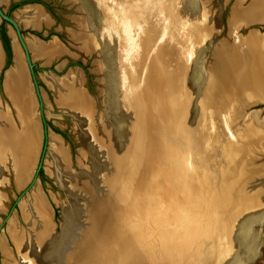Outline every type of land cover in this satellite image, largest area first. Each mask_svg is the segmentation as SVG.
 Wrapping results in <instances>:
<instances>
[{
    "label": "bare ground",
    "instance_id": "6f19581e",
    "mask_svg": "<svg viewBox=\"0 0 264 264\" xmlns=\"http://www.w3.org/2000/svg\"><path fill=\"white\" fill-rule=\"evenodd\" d=\"M91 1L93 2L94 13L92 12L93 14L89 21L86 22L88 24H85L84 28L92 30L93 28L94 30L101 28L100 31L103 30L106 34L109 28L111 36L108 38V41L112 42L116 36L120 40L122 39L120 45L126 50H129V43L133 41L134 53L130 54V60L135 56L137 58L141 54L139 44L137 43V37L140 35L137 36V34L143 28L144 24L140 23V19H143L144 16L148 20H153L150 22L154 23L155 39L169 42L170 47L168 50L172 57L177 42L175 28L178 25L183 24L187 28L202 29L204 41L201 44L202 48L200 50L199 46L194 48L189 43L188 36L183 39L186 42L184 43L185 45L183 44L182 51L189 55L194 52L197 56L199 52L204 51V47H207V43L210 42L209 40L217 28V18L210 14L206 0ZM238 1L232 10L230 29L235 31L241 24L253 25L264 22V0H253L247 8L242 7V5L240 6L242 0ZM7 2L8 0H0L1 4ZM84 2L86 4L91 3L89 0H84ZM159 2L165 3L162 10L160 7L157 8ZM17 14L19 21L26 27L40 29L41 23H45L48 26L52 21L39 5H29ZM103 16L108 20V28L104 24ZM14 31H12L15 53L14 65L6 72L4 87L17 111L22 128L16 129L11 123L10 118L0 109V162L3 157L10 156L9 153L5 154V148L8 147L12 152L13 166L17 170L18 184L21 187L29 181L32 167L35 164L39 147L40 128L35 116L36 112L34 111V97L27 83L24 50ZM103 32L101 33L103 34ZM178 34L181 35L179 32ZM26 41L35 57H43L49 60L55 55H61L65 50L57 38L47 43L36 36H32V38H26ZM263 43L264 33H260L259 31L250 32L245 38L239 39V44L234 45L233 48H225L217 53V68L209 76L207 73H202L200 68H197L193 72L190 70L189 73H180L178 65L174 66L175 68L172 67L173 70L169 71V73H160L157 69L142 73L140 69L141 65L138 61L136 64L140 69L136 73L138 77L135 74L133 76L126 75L125 78L120 79L115 84L110 80L112 77L108 78L105 89L110 92L112 98L108 111L102 117L96 114L97 111L95 112L93 100L84 88L81 81L82 76L79 73L72 74V79L70 80L67 78L47 77V82L54 92L62 112L73 115L75 126L82 140L86 142L91 141L90 147L92 153L80 161L81 172L73 173L68 164V150L64 146L62 137L54 131L50 132L48 149L49 154H52L54 157V162L48 160L47 169L62 185L70 190L71 196L75 195L77 198L75 199L74 208H71V210L69 208L65 209L64 241L54 248L56 245H53L51 242V237L43 239L42 237H37V239L33 237V241H28L22 247L24 263H59L62 253L61 247L73 239L75 230L83 224L82 216L86 213L90 197L92 195L95 196L96 193L99 194L102 190V178L105 175L107 166L106 156L108 154V147L112 146L118 139L128 136L139 114L144 131L148 134L158 135L160 117L166 120L167 124L174 125V111L177 110L179 112L181 110L182 112L184 107H188V91L193 96L196 92L200 94L196 109L193 108L189 112L193 117H190L188 128L192 129L195 140L202 133L198 136L199 121L201 119L208 121L206 125L207 129L211 128L212 125L215 128L216 120L220 118L221 113L223 114L224 124L229 132L226 133L222 130L220 126L221 121H219L217 130H215L217 136H208L206 148L211 153L208 155L211 156H213L215 147L223 151L222 161H217L213 156L217 165L239 169H234L235 171L233 170V172L237 173L239 171L240 173L238 172L237 174H240L242 179L240 180L242 181V215L244 218L241 224V264L259 255L258 249L264 240V233L260 234L253 227L256 223L262 224L264 222V125L256 113L246 114L245 116L243 114L245 113L244 108L264 101V61L260 56ZM176 58L174 59L175 61ZM3 61L4 52L0 45V67L3 66ZM167 61L164 62L167 63ZM100 63L102 68L107 64L104 62ZM172 63L174 64V62ZM135 78H137V84L135 83ZM179 83L181 88L180 94L177 90ZM239 120L244 121L242 127L238 125ZM234 142L238 144V148H235ZM194 144L196 148V142ZM214 152L216 153V150ZM224 161L225 164H223ZM215 162L214 165H216ZM188 164L190 163L188 162ZM189 168L191 167L189 166ZM204 177L206 178L205 175ZM236 179H238V176ZM64 186L61 187L64 188ZM33 189V192L30 195L28 194L30 196H28V200L25 199L22 203L27 207L30 218L39 224L37 226V232L39 233L40 230L47 229L43 220L48 221L50 211L37 183ZM79 196H81L82 201L79 200ZM249 208L252 209L250 212H248ZM75 217V226L71 232L70 221L72 225ZM10 221L9 232L12 233L15 221ZM126 225L127 221L125 222ZM172 240L173 242L168 250L170 253L168 255L164 254L160 263H154L155 261L149 260L148 264H166L168 259L170 260V264H179L181 254L179 249L181 244L184 243L185 238L183 236H175ZM2 251L4 261H7L9 254L5 250Z\"/></svg>",
    "mask_w": 264,
    "mask_h": 264
},
{
    "label": "rangeland",
    "instance_id": "374dc122",
    "mask_svg": "<svg viewBox=\"0 0 264 264\" xmlns=\"http://www.w3.org/2000/svg\"><path fill=\"white\" fill-rule=\"evenodd\" d=\"M19 1H23V0H19ZM39 1L45 3L46 5H51L56 15L60 17L61 22L57 21L58 22L57 23L56 19L52 17L53 15L48 11L47 8L44 7L46 14H48L50 18H53L51 19L52 21L50 25L46 26L47 24L45 25L43 23L42 24L43 28L41 26L42 29L41 28L38 29L33 27H26L23 23L20 22V26L22 28V32L25 38H32V36H36L40 38L42 41L47 43H50L57 38L65 49L61 53V55L60 54L55 55L53 58H50L49 60L43 57H37V56L35 57L32 51L31 54L33 56V59L35 60V63L37 64L36 72L41 86L43 99L45 105L47 106L45 108V113L49 128L51 129V131H54L55 133L59 134L62 137L64 146L66 150H68L67 151L68 164L73 173L81 172L80 161L84 158V156L90 155L91 141L86 142L85 140L80 139L79 132L76 130L74 126L73 115H71L70 113L62 112V109L57 103L55 94L52 91L51 87L49 86V83L47 82V77L48 78L57 77L60 79L67 78L70 80L72 79V74L79 73L82 76L81 81L84 88L92 97L94 104H96L98 116L102 117L103 114H105V112L108 111L112 98L110 92L105 89L107 87L106 84L108 82V78L110 79L112 77L110 80L113 81L115 84V82H118L120 79L125 78L126 75L129 76L131 75L133 76L134 74L136 75V73L140 69L142 73L144 71L150 72L153 71L154 69H157L160 73H169V71H172L173 68H175L174 66L176 65L179 66L180 73L182 72L189 73L190 70L191 72H193L197 68L198 69L200 68L202 73L203 72L207 73L209 76L210 74H213L211 72L213 70H216L217 68L218 60L216 55L219 51L225 48H233L234 45L239 44V39L245 38L252 31H259L260 33H264V22L261 24H253V25L241 24L240 27L235 31H233V29H230L231 28L230 17L232 15V10L234 6L239 2L238 0H206L210 9V14L217 18V28L212 38L209 40L210 42L207 43L208 44L207 47H204L203 52H199L200 56L199 53L197 56V54H195L194 52L193 54L190 55L185 54V52L182 51V47L185 45L184 43L186 42L183 41V39L188 36L189 43H191L194 48L199 46V50H200L202 48L201 44H203L204 41V35H203L204 33H202L203 32L202 29L199 28L191 29V28H187V26L183 24L178 25V27L175 28L177 42L175 44L176 46L174 45L175 51L173 52L172 54L173 57H172L171 53H169L168 50V48L170 47L169 42L164 40L158 41L157 38L155 39L156 35H154L155 34L154 23L150 22L153 20H148L144 16L143 19H140V23L144 24L142 30L140 31L141 34L140 33L137 34V36L140 35L137 37L138 38L137 43L139 44V49L141 50V54H139L137 58L135 56L133 59L130 60V54L134 53V42L130 41L129 50H126L123 46L120 45L121 44L120 41H122V39L120 40V38L115 36L112 42L110 40L108 41V38L111 36V32L108 28L107 18H104L103 16L104 24L108 28L107 31L108 37L107 34L103 32V30L100 31L101 28L95 30L93 27H92L93 30L84 28L88 24L86 22L89 21L91 15L94 13L93 11L94 8L92 5L93 2L91 0H89L91 2L90 4H86L84 0H39ZM252 1L253 0H242L240 6L242 5V7L247 8ZM13 2H15V0H8L7 3L4 4L0 3V4L9 15L13 17H17L18 15L17 13H19L18 9L24 10L26 7L17 8L11 11V6ZM42 3H37V4L42 5ZM164 4L159 2L157 4V8L160 7V9L162 10ZM2 23L3 21L0 18V26L2 25ZM6 27H7L8 35L11 38V45H12L13 58H14V44H13V36H12L13 34L12 31L14 29L9 24H6ZM34 31H38L39 33H41V36L35 34ZM101 32H103V34ZM178 32L181 33V35H179ZM147 40L149 41V44ZM151 42H153V44H151ZM0 45L2 46L4 52V61H3L4 64L3 66H1L2 68L0 67L1 68L0 80H2V87L0 81V109L3 112H5V114L10 118L11 123L15 125V128L20 129L22 128L21 126L22 123L11 101V98L9 97V95H7L4 87L6 72L7 70H9V68H11L14 65V61H12L11 66L3 73V70L6 66L7 55L3 47V42L1 38H0ZM85 46H87L88 48ZM260 56L261 59L264 61V43L262 49L260 50ZM24 57H25V53H24ZM175 58L176 61L174 60ZM24 59L26 63L27 83L29 84V87L32 91V95L34 97V111L36 112L35 116L37 118V123L39 122L38 123L40 128V133H39L40 136L38 138L39 147L37 150L38 154L36 155L35 164L32 167V177L28 179L29 181L27 180L28 182L22 188H18L16 184V170L12 162L13 156L11 150L8 147L5 148V154L9 153L10 156L3 157V159L0 162V195L2 197V201L0 205V264H25L22 257V247L25 245V243H27L28 241H33L34 239H37V237H42V239L51 237V242L53 243V245H56L54 248L58 247L60 243L64 241L63 232H64V225L66 224V223L64 224V216H63V212L65 211L64 209L69 208V210H71V208H74V204L76 201L75 199L77 198L75 195L71 196L70 190L67 189L64 185H62V183L47 169L48 167L47 161L54 160V157L52 156V154H49V150H48L45 155V160H44L45 162L43 168L46 178L38 177L37 180V182L40 185L41 192H43L44 196L46 197V201L48 203V207L50 211L47 221L49 223L41 219L45 222L47 229L44 230L42 229L39 231V233L37 232L38 230L37 226L39 224H37V221L30 218V214L28 213L27 207H25L23 205L24 203H22L24 202L22 199L27 198L28 194L32 193L33 191L35 184L31 187L30 185L32 184L34 177L36 175L44 147V140H45L43 121L40 113L39 99L26 61V57ZM138 61L140 62L141 65L140 69L136 65ZM164 61H167V63ZM100 62H104L107 64L105 65V67L102 68L100 66L101 64ZM172 62H174V64ZM192 64L194 65L192 66ZM136 76L138 77V75ZM136 82H138L137 78H135V83ZM177 90L180 94L181 93L180 83L178 85ZM190 94L191 93L188 91L187 92L188 113L190 112L191 109L193 108L196 109L199 101L198 99L200 98V94L197 92L194 94V96ZM244 112H245L243 114L244 116L246 114L249 115L252 113H256L264 125V101L244 108ZM189 115L190 116H188L187 118H189L190 121V117H193V115H191V113ZM223 119L224 117L223 114L221 113L220 118L216 120L217 122H215L216 127L214 128L212 125V127L209 129H207L206 126L208 123L207 120L201 119L199 121L198 136H200L201 132L203 137L205 135L203 142H205V140L207 141L208 136L216 135L215 130H217L218 123H220L219 121H221L220 126L222 130L225 131L226 133L229 132L226 129L227 128L226 125L223 124L224 122ZM238 125L239 127H242L244 125V121L239 120ZM57 131H61L65 133L66 137H64L61 133H58ZM176 138H177V142L180 143L181 141V144L184 147L185 144L184 136H182L181 133H178V135H176ZM234 144L236 145L235 148H238L237 146L238 144L236 142H234ZM216 148L217 147H215L214 149V151L216 150V153L213 151V156L214 158H216L217 161L220 160L222 161L221 157L223 156V151L220 148H217L218 150ZM220 153L222 154L220 155ZM223 164H225V161L223 162ZM198 177L200 178L203 177L202 173H200V175L196 177L195 181H193L196 185H198L197 184L198 182L200 183ZM61 186L62 187L64 186V188H62ZM79 197H80L79 200L82 201L81 196ZM119 206L120 205L117 204V206H115L117 208L115 209H118ZM251 208L248 209V212L252 210ZM24 211L27 213H25ZM30 219L32 220L30 221ZM10 220L15 221L14 231L12 233L9 232V224L11 222ZM107 220H110V217H108ZM75 221H76V217L72 225L70 221L71 232H72V228H74L75 226L74 225ZM101 222L102 224L106 223L108 225L107 221H105L104 219L101 220ZM105 228L107 227L105 226ZM102 229L103 226L100 228V231L98 232L99 234H101ZM253 229L258 230L260 234L264 233V222L262 224H258V223L254 224ZM107 233L108 232L106 231L104 234H102V239L106 238L105 236L107 235ZM2 250H5L9 254V259L7 261H4ZM258 250H259V255H257L255 258L249 261L243 262L242 264H264V240L260 244ZM138 257L140 260L142 259L141 255H139ZM197 262L198 260L196 261V264H198ZM180 264H182V262Z\"/></svg>",
    "mask_w": 264,
    "mask_h": 264
},
{
    "label": "crops",
    "instance_id": "0c3cea01",
    "mask_svg": "<svg viewBox=\"0 0 264 264\" xmlns=\"http://www.w3.org/2000/svg\"><path fill=\"white\" fill-rule=\"evenodd\" d=\"M94 107L96 112V104ZM174 112L172 126L159 118L158 135L144 131L139 114L128 136L108 147L102 190L90 197L83 224L61 247L58 264H124L126 260L129 264H148L149 260L160 263L164 254L170 253L175 236L185 238L179 249L182 264H196L197 260L198 264H241L243 202L239 169L217 165L208 155L205 135L195 140L188 128L187 106L182 112ZM178 133L184 136V147L177 142ZM79 137L82 139L80 133ZM200 173L203 177H198L200 183L196 185L193 181ZM16 184L23 187L18 184L17 170ZM1 200L0 195V205ZM117 204L120 206L115 209ZM63 216L65 224V211ZM103 219L108 225L102 224ZM100 225L101 234L97 232ZM126 249L128 254L124 255ZM134 251H141V260ZM166 264H170L169 259Z\"/></svg>",
    "mask_w": 264,
    "mask_h": 264
},
{
    "label": "water",
    "instance_id": "95a60500",
    "mask_svg": "<svg viewBox=\"0 0 264 264\" xmlns=\"http://www.w3.org/2000/svg\"><path fill=\"white\" fill-rule=\"evenodd\" d=\"M29 5H39V6H41L44 9V7L42 5L37 4V3L26 4L23 7L25 8V7L29 6ZM0 18H1L2 21H6L15 30V32L17 34L18 40L21 43V46H22V48L24 50L26 61H27V64H28V67H29V70H30V73H31V76H32V79H33V83H34V86H35V90H36V93H37V96H38V99H39L40 113H41V117H42V121H43L45 140H44V147H43L41 159L39 161L38 169H37L36 175L34 177V180H33L32 184L30 185V187H31L37 182L38 173L40 172V170L44 168L45 155H46V152L49 150L48 149L49 148L48 143H49V134L51 132V129L49 128L47 117H46V113H45V108L47 106L45 105V102H44V99H43V95H42V92H41V86H40L39 79H38L37 72H36L37 64L35 63V60L33 59V56L31 54V51H30L29 46L27 44L26 38L23 35L19 19L17 17H13V16L9 15L6 12V10L2 7L1 4H0ZM14 57H15V53H14ZM13 61H14V58H13ZM115 219H116V223H117V221H118L117 217ZM102 226L100 225L98 227V231L97 232L100 231V228ZM133 253H134V256H136V255L140 254L141 251L140 252H138V251L135 252L134 251ZM126 254H128L127 249H126L124 255H126ZM138 259H139V257H138ZM124 264H129V263L126 260L124 262Z\"/></svg>",
    "mask_w": 264,
    "mask_h": 264
},
{
    "label": "trees",
    "instance_id": "16d2710c",
    "mask_svg": "<svg viewBox=\"0 0 264 264\" xmlns=\"http://www.w3.org/2000/svg\"><path fill=\"white\" fill-rule=\"evenodd\" d=\"M30 3H42L39 0H23V1H19V2H13L12 6H11V11L17 9V8H21L26 4H30ZM48 10L49 12H51L56 18H58V22H61V19L59 16L56 15V13L53 10V7L51 5H48ZM6 24H8L6 21H3L2 25L0 26V38L3 42V47L5 49L6 55H7V61H6V66L3 70V73L11 66L12 61H13V50H12V45H11V38L8 35V31H7V27ZM35 34L41 36V33H39L38 31H34ZM1 81V87H2V80ZM58 133H61L64 137H66L65 133L61 132V131H57ZM40 177L42 178H46L43 169L40 170L39 172Z\"/></svg>",
    "mask_w": 264,
    "mask_h": 264
},
{
    "label": "flooded vegetation",
    "instance_id": "af4514ba",
    "mask_svg": "<svg viewBox=\"0 0 264 264\" xmlns=\"http://www.w3.org/2000/svg\"><path fill=\"white\" fill-rule=\"evenodd\" d=\"M16 2V1H15ZM19 2V1H18ZM31 4V3H30ZM42 5H43V7H45V8H47L48 7V5H46L45 3H42ZM48 9V8H47ZM46 9V10H47ZM49 11V10H48ZM51 13V12H50ZM52 14V13H51ZM53 15V14H52ZM52 17H54V19H56V22L58 21V18H56L54 15L52 16ZM58 23V22H57ZM38 177H40V174L38 173ZM41 178V177H40Z\"/></svg>",
    "mask_w": 264,
    "mask_h": 264
}]
</instances>
